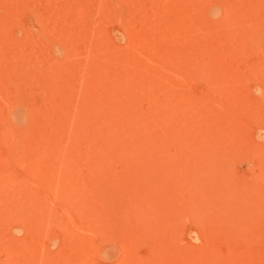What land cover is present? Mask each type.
Returning a JSON list of instances; mask_svg holds the SVG:
<instances>
[{"label": "rangeland", "instance_id": "rangeland-1", "mask_svg": "<svg viewBox=\"0 0 264 264\" xmlns=\"http://www.w3.org/2000/svg\"><path fill=\"white\" fill-rule=\"evenodd\" d=\"M0 264H264V0H0Z\"/></svg>", "mask_w": 264, "mask_h": 264}]
</instances>
